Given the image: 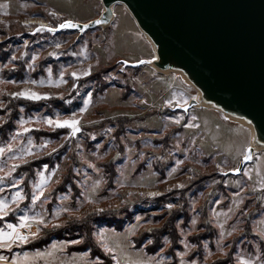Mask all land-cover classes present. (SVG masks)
<instances>
[{
    "label": "rangeland",
    "instance_id": "1",
    "mask_svg": "<svg viewBox=\"0 0 264 264\" xmlns=\"http://www.w3.org/2000/svg\"><path fill=\"white\" fill-rule=\"evenodd\" d=\"M101 11L100 0H0V148L4 149L0 197L10 199L17 190L28 196L12 205L14 211L0 220V227L18 223L25 212L40 213L47 221L32 224V231L40 228L35 239L0 248V256L13 260L19 252L23 261L27 252L26 264H105L91 257L89 249L68 253L84 244L91 232L110 264H116L113 255L121 264L137 259L152 264L181 260L240 264L239 256L260 264L264 261V151L239 176L225 175L243 159L250 131L214 109L175 110L197 96L181 75L126 65L125 60L151 59L154 52L123 5L116 6L115 21L106 29L83 35L36 32L41 24L88 22ZM89 68L88 75L72 76ZM25 88L50 95L38 101L11 95ZM73 112L81 120V131L75 135L44 120ZM25 126L30 133L19 131ZM29 138L32 154L9 160L20 155ZM45 140L50 143L40 147ZM13 164L18 167L6 175ZM41 172L51 177L45 188L48 198L42 197L33 208V184L39 183ZM21 177L16 188L10 186ZM57 209L68 211L57 217ZM173 218L175 241L170 229L156 232ZM74 228L86 229L81 233ZM48 230L61 232L62 240L54 238L44 249L27 248ZM101 231L105 241L99 239ZM74 234L79 242L61 250L59 242L73 241ZM136 237L143 240L139 247ZM54 242L58 248L52 256L36 255L52 250ZM154 242L159 244L157 251L148 254L146 247ZM104 243L115 251H106Z\"/></svg>",
    "mask_w": 264,
    "mask_h": 264
},
{
    "label": "water",
    "instance_id": "2",
    "mask_svg": "<svg viewBox=\"0 0 264 264\" xmlns=\"http://www.w3.org/2000/svg\"><path fill=\"white\" fill-rule=\"evenodd\" d=\"M100 15L89 27H45L36 32L52 35L69 31L80 35L108 28L123 5L153 48L151 59L128 62L131 67L150 66L162 74L177 73L197 96L175 110L208 108L240 123L250 131L252 159L244 157L239 176L264 144V0H100ZM103 19L106 22L95 24ZM73 21V20H72ZM63 23V22H62ZM50 28H55L51 31ZM250 122V123H249ZM77 134V133H76ZM247 151V150H246Z\"/></svg>",
    "mask_w": 264,
    "mask_h": 264
},
{
    "label": "snow or ice",
    "instance_id": "3",
    "mask_svg": "<svg viewBox=\"0 0 264 264\" xmlns=\"http://www.w3.org/2000/svg\"><path fill=\"white\" fill-rule=\"evenodd\" d=\"M106 21L103 19H99L94 21L95 24H101L105 23ZM45 27H48L47 25H40V30H43ZM60 28H76L79 29L80 31H84V29H87L89 27L88 24H84L81 26L79 23L74 22L72 20H65L63 23L59 25ZM51 31H55V28H50ZM52 55H56V53H52ZM34 59V58H33ZM155 59V57H153ZM143 62V61H140ZM124 63H128L127 60L124 61ZM91 72V68H89L87 71H81V72H73L72 76L73 77H79L82 75H88ZM63 76V73L61 74V77ZM60 82H66L61 79ZM32 83H36L33 81ZM39 83H44V81H40ZM75 86V85H74ZM11 95L16 96V97H25L30 100L38 101L41 99L46 98L47 96L50 95V93H40L37 91H32L30 89L25 88L24 90L20 92H14L11 93ZM171 103V101H169ZM186 103V102H185ZM86 108H81L80 111L83 112L85 111ZM41 119L40 117H37V120ZM45 122L50 125L52 128H68L71 130L70 134L75 135L76 133L81 131V120L80 118L76 115L75 112H73L70 116L68 117H61L59 113L56 114L55 118L52 116H48L44 118ZM21 124L27 125L28 121L21 120ZM250 123V122H249ZM20 132L23 133H30L31 128L30 127H23L22 129L19 130ZM13 139H16L14 136ZM253 139L257 140V143H262L264 144V138H257L253 137ZM50 143V141L45 140L44 144L41 145L40 147H44ZM7 148H11V144L6 145ZM55 151V149H53ZM4 149L0 148V155H3ZM32 154V139L29 138L28 140V146L26 148L21 149V153L17 157H9V160L12 159H22L23 156L25 155H31ZM253 156L251 145L249 144L247 147V151L244 153V159L245 160H251ZM16 167L18 165L13 164L9 169L6 175H11L12 172L15 171ZM47 164L44 165V168L47 169ZM91 167L96 168L95 164H91ZM99 169H97L98 171ZM233 172H240L241 169L239 167L231 169ZM40 180L39 183L33 184V192L31 195V202H32V207L34 208L36 206V201L40 200L42 197L46 200L48 197L45 196V188L48 187L49 181L51 179L50 176H45L43 172L39 173ZM23 177H21V180H17L14 184H11L10 186L13 188H16L17 185L22 181ZM100 181H96V184H99ZM3 184V177H0V185ZM261 187L264 188V180L261 181ZM4 189L3 187H0V192H2ZM151 195H155V193H151ZM28 199V196L23 192V190H17L14 191L11 198L9 199L8 197H0V220H2L4 217L8 216L10 212L14 211L12 208V205H19L21 201ZM169 208L172 207V205L168 206ZM19 210V209H16ZM61 211H68V209H57L56 216L58 217L61 213ZM38 222L40 225H46L47 221L45 220L44 216L41 215L40 213H37L33 216L27 215L25 212L24 215L19 216V222L18 223H11V222H5L6 227H0V248H6V249H11L13 245L17 244H27L29 243L30 239H35L40 231V228L37 227L36 231H32V224ZM193 223H195V220H193ZM58 227L59 225H54ZM221 228H223V225H221ZM22 229H27L28 231H22ZM235 231V229H233ZM99 239L101 241H105V234L103 231L98 233ZM221 239H223V236H221ZM79 241L73 240V241H64V242H59V248L62 250L64 245L66 244H75L78 243ZM103 247L106 251L108 252H114L115 249L110 247L107 243L103 244ZM219 251L224 252V247H222L219 243L217 245ZM58 248V243L54 242L52 245V250L46 251L44 253H41L37 251L36 255L38 256H52L53 252ZM20 253L17 252L15 256L13 257L12 264H26L27 258L29 254L27 252L23 253L24 260H20ZM181 256L184 255V253H180ZM97 259H99L97 257ZM112 259L116 262V264H121V260L119 259L118 255H113ZM8 258L6 256H0V261H7ZM239 261L240 264H257V261L254 259H249L245 258L244 256H239ZM73 264L75 262L73 261ZM125 264H152V261L149 260H143V259H137L136 261L132 260H126ZM159 264V262H157ZM180 264H185L183 260H181ZM190 264H196V261L193 260L190 262ZM260 264H264V261H260Z\"/></svg>",
    "mask_w": 264,
    "mask_h": 264
},
{
    "label": "trees",
    "instance_id": "4",
    "mask_svg": "<svg viewBox=\"0 0 264 264\" xmlns=\"http://www.w3.org/2000/svg\"><path fill=\"white\" fill-rule=\"evenodd\" d=\"M26 111L30 112L31 109L27 108ZM174 221H175L174 218L171 219L165 229H163L162 231H156V232L162 234V232H165L167 229H170L169 233L172 236L173 240L175 241L176 238H177V233H176L175 227L173 226ZM84 229H86V228L82 229L83 232H84ZM77 230H79V232L83 233L82 230L76 229V228H74L73 232H75ZM45 235L46 236H43L42 239L40 238L37 241H34L33 243H30L27 248L28 249H44L50 244L52 239L55 238V239L62 240V233L61 232H58V233L54 234V233H51L48 230ZM155 236H157V235H155ZM78 238H80L78 236V234H74V238L72 240H75V239H78ZM84 240H85L84 244L77 245V246H74V247L68 249V253H72V252H75V251L76 252H82V251H86V250L89 249L91 257H93L94 259H97V257H98L99 260H101L103 263L110 264V261H109L110 258L107 255H104L101 252V250L98 249L96 243L93 241V236H92L91 232L89 233L88 237H86ZM133 240H134V243H135L136 247H139V246L142 245V241L143 240L139 239V237H136ZM155 240H156V242H159L158 238H155ZM156 242H154L152 245H149L148 247H146V250H147L148 254H154L157 251V248H158L159 244L156 243Z\"/></svg>",
    "mask_w": 264,
    "mask_h": 264
},
{
    "label": "crops",
    "instance_id": "5",
    "mask_svg": "<svg viewBox=\"0 0 264 264\" xmlns=\"http://www.w3.org/2000/svg\"><path fill=\"white\" fill-rule=\"evenodd\" d=\"M93 19V18H92ZM81 21V20H80ZM143 56V55H142ZM142 59H148L146 57H141ZM0 264H12V260H7V261H0Z\"/></svg>",
    "mask_w": 264,
    "mask_h": 264
}]
</instances>
